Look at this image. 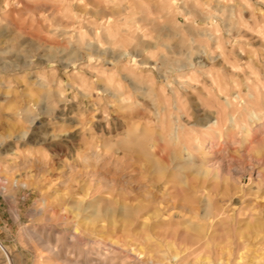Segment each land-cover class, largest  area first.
Here are the masks:
<instances>
[{
	"label": "rangeland",
	"instance_id": "374dc122",
	"mask_svg": "<svg viewBox=\"0 0 264 264\" xmlns=\"http://www.w3.org/2000/svg\"><path fill=\"white\" fill-rule=\"evenodd\" d=\"M0 264H264V0H0Z\"/></svg>",
	"mask_w": 264,
	"mask_h": 264
},
{
	"label": "bare ground",
	"instance_id": "6f19581e",
	"mask_svg": "<svg viewBox=\"0 0 264 264\" xmlns=\"http://www.w3.org/2000/svg\"><path fill=\"white\" fill-rule=\"evenodd\" d=\"M121 97V96H120ZM156 150V149H155ZM147 152V151H146ZM163 174V173H162ZM165 253V252H164ZM153 257V256H152Z\"/></svg>",
	"mask_w": 264,
	"mask_h": 264
}]
</instances>
